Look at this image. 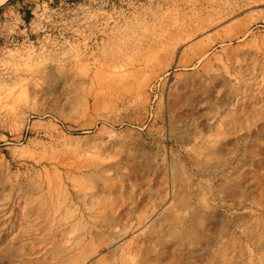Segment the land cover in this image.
<instances>
[{
	"label": "rangeland",
	"instance_id": "rangeland-1",
	"mask_svg": "<svg viewBox=\"0 0 264 264\" xmlns=\"http://www.w3.org/2000/svg\"><path fill=\"white\" fill-rule=\"evenodd\" d=\"M31 1L0 5V264H264V0Z\"/></svg>",
	"mask_w": 264,
	"mask_h": 264
},
{
	"label": "crops",
	"instance_id": "crops-1",
	"mask_svg": "<svg viewBox=\"0 0 264 264\" xmlns=\"http://www.w3.org/2000/svg\"><path fill=\"white\" fill-rule=\"evenodd\" d=\"M31 2H32L31 0H14L13 6L19 5V6H21V8H22V6H24L22 8L21 15L23 17H27V15H32L31 6H29ZM26 11H27V13H26Z\"/></svg>",
	"mask_w": 264,
	"mask_h": 264
},
{
	"label": "bare ground",
	"instance_id": "bare-ground-1",
	"mask_svg": "<svg viewBox=\"0 0 264 264\" xmlns=\"http://www.w3.org/2000/svg\"><path fill=\"white\" fill-rule=\"evenodd\" d=\"M7 1H9V0H0V5L3 3H6Z\"/></svg>",
	"mask_w": 264,
	"mask_h": 264
},
{
	"label": "trees",
	"instance_id": "trees-1",
	"mask_svg": "<svg viewBox=\"0 0 264 264\" xmlns=\"http://www.w3.org/2000/svg\"><path fill=\"white\" fill-rule=\"evenodd\" d=\"M26 13H27V11H26ZM26 18L29 20L31 18V15H27Z\"/></svg>",
	"mask_w": 264,
	"mask_h": 264
}]
</instances>
